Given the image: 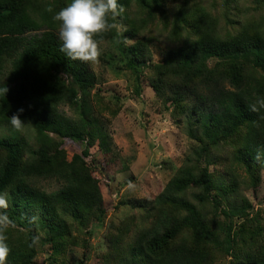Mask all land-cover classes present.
Segmentation results:
<instances>
[{
    "label": "trees",
    "instance_id": "1",
    "mask_svg": "<svg viewBox=\"0 0 264 264\" xmlns=\"http://www.w3.org/2000/svg\"><path fill=\"white\" fill-rule=\"evenodd\" d=\"M206 1L117 0L123 11L109 15L112 27L94 37L117 39L123 22L126 38L117 39V49L133 91L149 71L152 90L194 143L144 214L129 218L132 242L122 243L125 226L111 236L106 254L119 256L117 264H213L226 255L229 264H264V219L239 195L241 172L255 184L264 170V0H253L263 11L257 16L241 0ZM70 2L0 0V124L17 115L34 140L0 138V214L10 221L0 233L9 248L5 264H33L39 234L49 264H64L66 247L76 244L72 229L85 230L95 210V182L66 161L61 145L83 142L84 159L94 136L89 115L74 119L60 110L77 106L97 82L88 62L60 51L53 16ZM157 21L167 32L162 42L142 35ZM47 178L63 186L51 193L34 186Z\"/></svg>",
    "mask_w": 264,
    "mask_h": 264
},
{
    "label": "rangeland",
    "instance_id": "2",
    "mask_svg": "<svg viewBox=\"0 0 264 264\" xmlns=\"http://www.w3.org/2000/svg\"><path fill=\"white\" fill-rule=\"evenodd\" d=\"M241 2L251 14L257 16L263 12L253 0ZM209 4L212 6L211 0ZM133 11L134 6H131L130 13ZM117 27L120 35L117 39L122 35L124 38L125 25L121 22ZM142 35H155L162 42L167 32L157 21L154 25L150 23ZM117 39L98 43L100 55L95 62H88L97 77L96 85L79 94L77 106H60L70 118L75 119L82 113L89 115L94 130L89 156L81 157L83 142L65 139L61 145L66 152V161H76L86 179L94 181L99 191L88 227L83 231L76 230V226L72 229L76 244L66 247L61 256L64 264H117L119 256L113 254L109 259L106 254L111 236L115 237L125 226L122 243L132 242L135 228L129 218L137 219L144 214L142 207L162 191L194 145L186 136L183 124L177 123L172 116L168 104L164 105L152 90L149 71H145V76L140 79V92L135 94L133 76L122 69ZM6 136H23L30 144L34 141L33 131L27 124L19 129L11 124H0V138ZM92 181L87 183L91 185ZM239 183V195L249 201L254 211L260 208L259 214L264 219V170L255 184L241 172ZM34 186L51 193L59 190L63 183L47 178L35 180ZM218 219L224 220L221 216ZM233 221L241 222L236 218ZM7 228H10L9 224L3 230ZM12 232V239L21 235L19 228ZM44 241L43 235L36 237L37 254L33 264H49L50 250L48 244H42ZM231 261V256L226 255L213 264Z\"/></svg>",
    "mask_w": 264,
    "mask_h": 264
},
{
    "label": "clouds",
    "instance_id": "3",
    "mask_svg": "<svg viewBox=\"0 0 264 264\" xmlns=\"http://www.w3.org/2000/svg\"><path fill=\"white\" fill-rule=\"evenodd\" d=\"M118 11L122 12L123 8H118L117 0H71L53 16V20L59 22L60 51L71 60L95 62L100 51L98 41L94 37L112 27L108 17L117 15ZM258 104L264 107V99L258 100ZM253 110H256L255 107ZM10 123L19 129L24 122L19 116L13 115L10 117ZM4 203L0 199V205ZM9 223L8 217L0 214V233ZM8 252L5 236L0 234V264H5Z\"/></svg>",
    "mask_w": 264,
    "mask_h": 264
}]
</instances>
